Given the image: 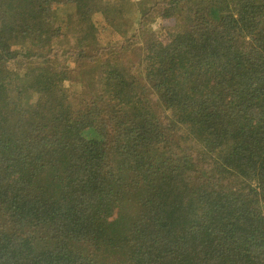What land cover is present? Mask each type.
Returning a JSON list of instances; mask_svg holds the SVG:
<instances>
[{
    "label": "trees",
    "instance_id": "16d2710c",
    "mask_svg": "<svg viewBox=\"0 0 264 264\" xmlns=\"http://www.w3.org/2000/svg\"><path fill=\"white\" fill-rule=\"evenodd\" d=\"M0 264H264V0H0Z\"/></svg>",
    "mask_w": 264,
    "mask_h": 264
},
{
    "label": "rangeland",
    "instance_id": "374dc122",
    "mask_svg": "<svg viewBox=\"0 0 264 264\" xmlns=\"http://www.w3.org/2000/svg\"><path fill=\"white\" fill-rule=\"evenodd\" d=\"M96 19L98 21H100V22L102 21V17H98ZM177 23H178V21L176 19H169V20H165L164 21V25H166V26H174ZM104 37H107V36L104 34ZM161 37H162V39H164V37H165V31H162L161 32ZM133 59H131V60H133Z\"/></svg>",
    "mask_w": 264,
    "mask_h": 264
}]
</instances>
